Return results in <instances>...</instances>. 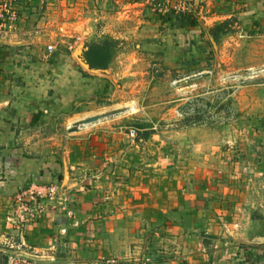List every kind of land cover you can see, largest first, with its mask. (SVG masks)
<instances>
[{
  "label": "crops",
  "instance_id": "obj_1",
  "mask_svg": "<svg viewBox=\"0 0 264 264\" xmlns=\"http://www.w3.org/2000/svg\"><path fill=\"white\" fill-rule=\"evenodd\" d=\"M134 1L65 0L62 16L69 30L82 35L90 47V42L108 36L118 38L113 11L133 14L138 7ZM249 13L255 15L249 24L264 26L263 1ZM38 21L34 20L35 26ZM188 21L175 23L179 38L195 30L192 21L187 28ZM145 29L151 44L141 39L143 61L151 56L165 58L167 53L158 49L160 36H154V26ZM23 40L16 41L19 47L13 55L14 65L21 67L6 70L8 76L12 74L9 83L14 89L10 93L8 83L0 87V264L6 263V245L11 240H25L34 248L36 264H100L115 259L121 264H219V259L230 257H262L263 200L255 199L253 208H248L245 186L236 197L237 181L242 178L239 171L230 178V170L183 165L167 150L170 145L162 140L150 143L153 136L139 147L129 145V130L119 117L111 120L115 112L107 111L121 109L128 102L131 108L135 101L96 106L90 115L74 113L90 104L83 101V94L89 97L97 92V86L81 77L79 64L85 67L76 56L79 52L46 61L47 75L43 76L33 61L39 54L37 41ZM188 40L186 45H192L190 35ZM89 47L79 54L85 63ZM175 55L180 54L175 51ZM168 64L174 68L171 73H176V61ZM87 70L96 73L91 67ZM95 117L100 119L80 126ZM31 184L60 185L67 211H50L17 228L8 221L11 199L19 187Z\"/></svg>",
  "mask_w": 264,
  "mask_h": 264
},
{
  "label": "rangeland",
  "instance_id": "obj_2",
  "mask_svg": "<svg viewBox=\"0 0 264 264\" xmlns=\"http://www.w3.org/2000/svg\"><path fill=\"white\" fill-rule=\"evenodd\" d=\"M179 1L135 0L138 7L133 14L131 10L127 15L113 11L119 26L114 30L118 38L108 36L105 40L90 42L89 47L82 35L71 32L65 25L67 18L62 16L65 0H21L18 29L0 33V87L8 83L10 93L14 89L9 83L12 74L8 76L6 70L22 65H14L13 61L19 38L27 43L37 41L40 50L36 49L39 54L33 61L43 76L47 75L43 68L46 61L60 60L61 54L75 55L89 47L93 49V62L99 69H93L96 71L93 74L79 64L80 72L82 78L97 86V92L89 97L83 94V101L90 104L74 113L90 115L96 106L135 101L131 108L130 102L121 109L102 108L115 112L111 120L119 117V123H124L129 132L138 131L136 143L128 142L129 145L139 147L144 139L153 136L150 143L162 140L170 145L167 150L183 165L198 163L213 166L212 171L230 170V178H235L239 171L243 179L237 181L236 197L243 186L254 188L257 192L246 189L245 203L251 209L254 200L261 198L264 219V26L253 27L249 21L255 15L248 14L255 4L264 0H194L192 7L186 10L188 13L177 15L174 7ZM134 3L131 5L135 6ZM160 3L166 6L162 13L158 8ZM35 19L39 20L36 26ZM184 21H188L187 28H191L192 22L196 27L193 33H183L179 38L175 23ZM147 26H154V36H160L157 44L163 48L157 47L167 53L165 58L157 60L151 56L143 61L141 45L143 42L151 44L145 37ZM36 35L38 38L34 40ZM189 35L192 45H186ZM50 46L54 47L52 54L48 52ZM175 51L180 55H175ZM174 61L177 72L171 73L174 68L168 63ZM240 199L236 198L235 203ZM236 220L238 223V218ZM253 248L256 247L250 249ZM260 255V259L237 256L218 262L264 264V254Z\"/></svg>",
  "mask_w": 264,
  "mask_h": 264
},
{
  "label": "built area",
  "instance_id": "obj_3",
  "mask_svg": "<svg viewBox=\"0 0 264 264\" xmlns=\"http://www.w3.org/2000/svg\"><path fill=\"white\" fill-rule=\"evenodd\" d=\"M20 1L21 0H0V33L8 34L11 29H18L20 23ZM162 1V0H161ZM194 0H180L176 6L175 13H188L186 10L192 7ZM165 4H158V8L165 10ZM163 8V9H162ZM169 8V7H168ZM166 9L169 14L170 10ZM192 13V11H189ZM1 36V35H0ZM49 53L54 52V47H49ZM138 131L131 129L129 132L130 143H136ZM67 202L66 194L58 184L37 185L31 184L26 187H19L11 199V212L8 221L17 228H22L36 222L46 213L52 211H67L64 206ZM71 217L74 216L70 213ZM7 259L5 264H36L33 258L35 251L25 240L21 243L8 241ZM100 264H118L116 260H107Z\"/></svg>",
  "mask_w": 264,
  "mask_h": 264
},
{
  "label": "water",
  "instance_id": "obj_4",
  "mask_svg": "<svg viewBox=\"0 0 264 264\" xmlns=\"http://www.w3.org/2000/svg\"><path fill=\"white\" fill-rule=\"evenodd\" d=\"M79 54L80 53H78V59H79V61L81 62V64L86 68V69H90V66L87 64V63H85V61H83L80 57H79ZM98 119H100L99 117H95V118H91V119H88V120H85V121H83L82 123H81V125L80 126H82V125H88V124H91V123H94L95 121H97Z\"/></svg>",
  "mask_w": 264,
  "mask_h": 264
},
{
  "label": "trees",
  "instance_id": "obj_5",
  "mask_svg": "<svg viewBox=\"0 0 264 264\" xmlns=\"http://www.w3.org/2000/svg\"><path fill=\"white\" fill-rule=\"evenodd\" d=\"M92 50H93V49H90V50L88 51V53L86 54V60H87L88 64L90 65V67H91L92 69H95V68L99 69V68H98L99 66L95 65V62H93V61H94L93 57H94L95 55H94V53L92 52Z\"/></svg>",
  "mask_w": 264,
  "mask_h": 264
},
{
  "label": "flooded vegetation",
  "instance_id": "obj_6",
  "mask_svg": "<svg viewBox=\"0 0 264 264\" xmlns=\"http://www.w3.org/2000/svg\"><path fill=\"white\" fill-rule=\"evenodd\" d=\"M21 14V13H20Z\"/></svg>",
  "mask_w": 264,
  "mask_h": 264
}]
</instances>
